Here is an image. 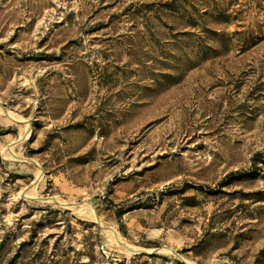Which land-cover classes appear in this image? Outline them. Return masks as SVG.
<instances>
[{
  "label": "rangeland",
  "instance_id": "rangeland-1",
  "mask_svg": "<svg viewBox=\"0 0 264 264\" xmlns=\"http://www.w3.org/2000/svg\"><path fill=\"white\" fill-rule=\"evenodd\" d=\"M0 264H264V0H0Z\"/></svg>",
  "mask_w": 264,
  "mask_h": 264
},
{
  "label": "trees",
  "instance_id": "trees-1",
  "mask_svg": "<svg viewBox=\"0 0 264 264\" xmlns=\"http://www.w3.org/2000/svg\"><path fill=\"white\" fill-rule=\"evenodd\" d=\"M122 213H124V210H118V211H117L118 220H120V215H121ZM145 244H146V246H148V247H155V246H157V245H154L153 242H148V243H145Z\"/></svg>",
  "mask_w": 264,
  "mask_h": 264
}]
</instances>
